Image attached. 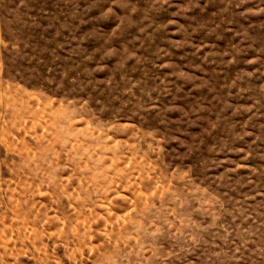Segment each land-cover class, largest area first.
Here are the masks:
<instances>
[{"label": "rangeland", "instance_id": "1", "mask_svg": "<svg viewBox=\"0 0 264 264\" xmlns=\"http://www.w3.org/2000/svg\"><path fill=\"white\" fill-rule=\"evenodd\" d=\"M0 264H264V0H0Z\"/></svg>", "mask_w": 264, "mask_h": 264}]
</instances>
